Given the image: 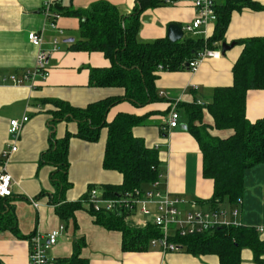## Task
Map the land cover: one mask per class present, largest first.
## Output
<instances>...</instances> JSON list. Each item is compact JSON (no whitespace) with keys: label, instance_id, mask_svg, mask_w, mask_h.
Instances as JSON below:
<instances>
[{"label":"crops","instance_id":"crops-1","mask_svg":"<svg viewBox=\"0 0 264 264\" xmlns=\"http://www.w3.org/2000/svg\"><path fill=\"white\" fill-rule=\"evenodd\" d=\"M136 0H0V80L9 76L20 77L32 71L37 49L28 41L29 33L42 36L41 49L49 55L48 76L40 75L30 82L15 86L0 85V163H5L6 172L12 179V196L9 198L16 217L17 231L0 233V263L27 264L29 246L26 237L34 234L45 235L63 227L55 246L45 254L52 262L68 258L76 241L85 242L80 256L89 264H219L216 255H194L179 246L178 251L163 250L150 242L144 251L124 252L121 248L122 234L109 231L95 223V215L85 202L88 191L96 188L105 197L104 187L122 183V176L115 171L102 168L107 130L100 131L98 141L89 143L74 137L77 125L74 122H54L53 102H63L74 108L87 105L108 97L120 96L122 91L113 88H93L89 86L90 69L110 67V62L99 52L73 51L72 44L79 38L80 21L72 16H60L56 28L52 29L44 19L42 10L49 3L72 10H86L104 2L114 6L126 16L131 13ZM264 6V0H252ZM225 0H217V4ZM195 13L191 0H166L156 8L147 9L140 15V25L136 40L149 43L164 39L170 24L181 29L191 23ZM214 23L203 26L196 35L186 38L207 40L213 33ZM65 36L66 46L57 45L52 50V40ZM183 33V37H184ZM264 38V10L255 11L243 8L233 11L224 33V42L234 46L221 54L218 60L206 59L196 69L160 71L157 73L155 89L159 101L142 108L122 102L112 107L106 115L110 122L120 113L146 116V124L134 127L132 133L141 138L146 147L156 148L160 169V190L178 196L186 201L185 208L208 207L206 204L213 195V181L202 177V155L191 134L183 129L186 119L180 105L198 102L204 105L211 102L217 88L233 85L232 68L238 60L243 46L238 41ZM221 50L220 45L213 44ZM221 52V51H220ZM173 104H177L179 126L166 133L160 131L165 125ZM246 118L253 122L264 117V90H251L246 94ZM27 116L16 138V152L4 160L2 153L9 150L13 137L8 128L11 120H21ZM202 124L207 125L211 136L226 139L233 135L230 129L217 130L206 109L202 112ZM73 137L67 150V182L69 188L63 194V202L81 201V208L73 212L68 220H62L52 204L56 190L51 178L54 168L41 162L42 154L50 146V137L62 139L65 134ZM1 170V168H0ZM159 179V178H158ZM156 182V181H155ZM153 183L145 190L151 189ZM243 193L236 207L238 222L245 228H253L264 240V163L244 172ZM34 202L36 206L32 203ZM225 207V206H224ZM223 208V207H222ZM129 219H123L130 224ZM133 227L144 229L149 219L135 217ZM146 222L145 226H138ZM132 226V225H131ZM264 260V256L262 257ZM240 264H257L249 249L240 252Z\"/></svg>","mask_w":264,"mask_h":264},{"label":"trees","instance_id":"trees-1","mask_svg":"<svg viewBox=\"0 0 264 264\" xmlns=\"http://www.w3.org/2000/svg\"><path fill=\"white\" fill-rule=\"evenodd\" d=\"M166 3V0H136L130 14L123 16L108 3H98L86 10H72L54 5L51 10L60 16L79 18V38L72 44L73 51L99 52L110 62V67L90 69L89 86L113 88L122 91L120 96L108 97L84 108L54 101L51 126L54 122H74V137L89 143L98 141L100 131L107 130L102 168L122 176V183L104 187L106 198L125 193L144 191L158 180L160 169L157 151L146 147L141 138L133 135L134 127L145 125L146 116L117 114L106 121L109 110L122 102L142 108L159 101L155 89L157 73L188 69L190 61L205 48L215 49L213 44L224 42V33L233 11L243 8L264 10V6L252 0H225L217 4V19L212 35L207 40L183 37L172 43L167 38L142 43L136 40L143 11ZM242 52L232 68L233 85L217 88L208 104L180 105L186 119V130L198 144L202 155V177L213 181V195L207 205L210 209L236 206L243 193L244 172L264 163V117L253 122L246 118V94L251 90H264V38L238 41ZM206 109L217 130L230 129L233 135L226 139L211 136L209 127L202 124V112ZM164 125L160 127L161 128ZM162 132V131H161ZM163 133V132H162ZM67 133L62 139L50 137V146L42 154L41 162L54 168L51 182L56 192L52 204L62 220H68L81 208V201L61 202L69 188L67 182ZM10 197L0 198V233L16 232L17 223ZM95 223L109 231L122 234L124 252L144 251L152 240H159V229L148 225L135 228L123 221L122 216L111 213H93ZM26 237L29 240L30 237ZM168 242L194 255H216L219 264H240V252L249 249L257 264H264V240L253 228H216L202 234L186 237L173 236ZM85 242L74 243L73 254L68 258L55 259L51 264H89L80 256ZM1 264V263H0Z\"/></svg>","mask_w":264,"mask_h":264},{"label":"built area","instance_id":"built-area-1","mask_svg":"<svg viewBox=\"0 0 264 264\" xmlns=\"http://www.w3.org/2000/svg\"><path fill=\"white\" fill-rule=\"evenodd\" d=\"M194 9V19L191 23L182 28L184 34L196 35L203 27L215 23L217 16L215 7L217 0H191ZM42 14L44 19L49 22L52 29L56 28V21L60 15L52 12L51 5L47 3ZM29 43L37 49L35 65L32 71H26L20 77L9 76L0 80L1 84H11L15 86L30 82L36 75H40L44 80L48 76L47 61L48 53L41 49L42 36L38 33L28 34ZM52 50L57 49L58 40L54 38L51 42ZM219 49L205 48L200 51L194 60L190 61L187 68L190 72H195L198 66L206 59L218 60L221 56ZM177 104H173L168 114L165 125L161 131L166 133L179 126V113L176 110ZM198 105L204 106L198 102ZM28 120L25 116L21 120H11L9 122L8 134L13 137L12 145L8 151L2 153V159L6 160L10 154L16 152V138L18 137L23 124ZM156 149V148H155ZM0 198L12 196V179L6 172L5 163H0ZM160 177L153 183L151 189L125 193L113 198H103L98 189L91 188L88 191L86 204L90 206L94 213H111L122 216L123 219L142 216L149 219L152 226L159 229L162 237L159 240H152L154 246H160L163 250L178 251L179 247L168 242V238L173 236L186 237L190 235L202 234L216 228L240 227L238 222V210L236 207L218 209L189 211L185 208L186 201L178 196L170 195L168 192L160 190ZM35 206L36 204L32 202ZM240 204V201L237 203ZM146 222H139L138 226H145ZM63 231L60 226L45 235L34 234L28 240L29 253L27 264H51L45 252L56 245L58 238Z\"/></svg>","mask_w":264,"mask_h":264},{"label":"water","instance_id":"water-1","mask_svg":"<svg viewBox=\"0 0 264 264\" xmlns=\"http://www.w3.org/2000/svg\"><path fill=\"white\" fill-rule=\"evenodd\" d=\"M166 38L172 42H178L183 38V31L182 29L174 24H170L167 28V35ZM66 42H72V39L66 40ZM234 46V43L227 44L225 42L221 43V54L224 55V53L228 50H230ZM183 129H186V126L182 127Z\"/></svg>","mask_w":264,"mask_h":264},{"label":"rangeland","instance_id":"rangeland-1","mask_svg":"<svg viewBox=\"0 0 264 264\" xmlns=\"http://www.w3.org/2000/svg\"><path fill=\"white\" fill-rule=\"evenodd\" d=\"M188 35L187 34H185L184 35V37L186 38ZM57 40H58V43H59V46H66V44H65V42L64 41H66L67 40V38H65V36H57L56 35V37H55ZM209 208H207V207H200V208H197V209H193V208H189V211H196V210H203V211H205V210H208ZM133 218V217H132ZM135 218L134 219H132V220H130V224L133 226L134 225V223H135Z\"/></svg>","mask_w":264,"mask_h":264}]
</instances>
